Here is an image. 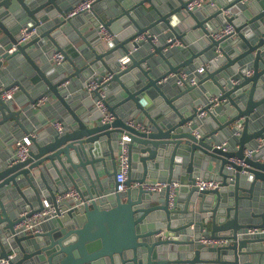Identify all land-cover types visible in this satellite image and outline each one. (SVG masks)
Wrapping results in <instances>:
<instances>
[{
    "label": "water",
    "instance_id": "water-1",
    "mask_svg": "<svg viewBox=\"0 0 264 264\" xmlns=\"http://www.w3.org/2000/svg\"><path fill=\"white\" fill-rule=\"evenodd\" d=\"M77 1L0 0V55H21L31 65L10 75L0 61V146L6 149L0 152V258L13 253L9 264H264V233H248L264 228V0H211L194 10L191 0H98L90 12L67 17ZM226 24L234 33L215 38ZM100 25L112 40L101 37ZM33 29L22 42L23 30ZM56 53L63 55L59 64H53ZM203 65L195 84L164 80ZM90 81L98 86L88 91ZM12 87V97L4 98ZM46 96L53 105L34 113ZM100 99L111 121H103ZM50 110L63 121L62 131L41 128ZM3 131L13 135L4 140ZM123 135L129 170L127 189L118 192ZM24 137L31 141L28 156L13 162L11 146ZM199 178L221 186L199 189ZM174 179L180 187L172 207L169 189L142 186ZM72 187L89 202L72 207L71 199L57 200ZM256 192L261 204L243 208L241 200ZM45 200L57 216L39 232L16 234L20 214L43 210ZM203 236L229 242L212 246Z\"/></svg>",
    "mask_w": 264,
    "mask_h": 264
},
{
    "label": "built area",
    "instance_id": "built-area-1",
    "mask_svg": "<svg viewBox=\"0 0 264 264\" xmlns=\"http://www.w3.org/2000/svg\"><path fill=\"white\" fill-rule=\"evenodd\" d=\"M98 0H81L79 1L73 9L67 14V17H74L76 15H79L81 13H87L90 12L92 9V6L94 2ZM212 2L211 0H191L188 3V9L194 10L197 8H200L204 6L205 4ZM235 31V27L233 24H226L224 27L219 29L218 31L213 33V36L215 38H222L224 36H228L233 34ZM35 32V29L32 31H26L23 30L22 32V42L27 41L31 35H33ZM99 33L102 38L105 40H112L114 35L110 32H108L102 25H100ZM143 38V36H141ZM13 51V50H11ZM54 61L59 64L63 60V55L61 53H56L53 56ZM3 60L2 55H0V61ZM205 67L201 66L193 70L191 73H187L186 71H182L179 73V75L172 74L171 76L165 78L164 80H167L170 77H173L176 79V82L178 84H183L185 82H188L189 84H195L197 76L199 74L204 73ZM250 73V71L248 72ZM98 84L95 81H90L86 85V89L92 90L96 88ZM17 87H12L11 89L4 92L3 97L8 99L11 98L13 93L16 91ZM217 98H212V102H216ZM46 98H41L38 100L34 107L41 108L43 104L45 103ZM97 106L102 110L103 112V121H111L114 116L107 111V106L103 102L102 99L98 100ZM206 112H202L200 116H205ZM130 124L135 123L134 120H129ZM54 126L57 130L62 131L64 129L63 122L56 121L54 122ZM236 134H239L238 132ZM129 137L126 135H123L120 142H119V150L117 152V175L115 177V180L117 182L116 191L123 192L127 189V186L125 184V181L127 179V174L129 170V155H128V144L126 140H128ZM31 141L24 137L22 139H19L16 142L15 146V152L13 155V162L17 161H23L27 158L28 152L30 149ZM196 185L199 187V189L207 190V189H215L221 186V182L215 179H209V178H199L196 181ZM142 186L144 189L152 191V192H162L166 189H169L170 194V206H174L177 198L178 188L180 187V182L177 179L172 180L171 182L164 181V180H146L142 183ZM71 199L72 200V207H78L81 204L85 202H89V200H83L80 198L79 193L77 189L70 188L61 194L57 196V200L59 202H63L64 200ZM21 217H24L21 222H19L15 226L16 234H29V233H36L42 230L43 224L50 220L53 217L57 216L56 210L54 206L48 201L45 200L44 209L38 212H35L31 215H28L27 212H23L20 214ZM249 234H261L264 233V228H250L248 230ZM201 242L208 244V245H214V246H220L227 244L229 242L226 238H209L206 236H203L200 239ZM14 258V254L11 253L8 255L7 258H0V264H9L10 260Z\"/></svg>",
    "mask_w": 264,
    "mask_h": 264
},
{
    "label": "crops",
    "instance_id": "crops-1",
    "mask_svg": "<svg viewBox=\"0 0 264 264\" xmlns=\"http://www.w3.org/2000/svg\"><path fill=\"white\" fill-rule=\"evenodd\" d=\"M78 2H79V0L77 1V3ZM77 3H75V4H77ZM86 31H87V28H86ZM175 45L181 46V43L177 42ZM53 64H57V63L54 61ZM30 67H31V65L29 64V62L26 60L25 57H23L21 55H17L13 59H10V60L3 59V66H2L1 69L2 70L9 69V73L8 74H10V75L14 74V75H19L20 76L21 74L25 73L26 70H28ZM74 81H75V85L74 86L77 89V92L81 91V88H80L81 86H80V84L76 83V81H77L76 78H75ZM45 98H46V101H45V103L43 104V106L41 108L34 107V109H33L34 113H39L42 110V108L43 109H49L51 107V105H53L54 100H52V98L50 96H46ZM22 99L26 100V96L24 95V98H22ZM49 113H51L49 118H46V120L43 122V125H42L41 128L53 127L55 130H57L56 127L54 126V122H56V121L63 122V121L60 120L59 118H56L51 110H50ZM29 120H31V119H29ZM10 125L13 128L12 121L10 122ZM3 133L5 135L4 136L5 137L4 140H6V136L7 135H9V137L13 135L12 132H6L5 133L3 131ZM17 140H19V139H17ZM17 140H15V142L11 146V149H13V151H15V146H16ZM0 152H2V153L6 152L5 147L2 146V145L0 146ZM178 193H179V188H178ZM178 193H177V197H178ZM260 204H261L260 195L257 192H256V194L254 193V196H253L252 199H248V200L247 199H242L241 200V206L243 208H249L250 210H253V209L257 208L258 205H260Z\"/></svg>",
    "mask_w": 264,
    "mask_h": 264
}]
</instances>
